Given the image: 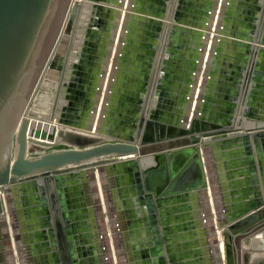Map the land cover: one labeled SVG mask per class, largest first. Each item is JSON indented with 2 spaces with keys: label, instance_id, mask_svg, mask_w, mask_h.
I'll use <instances>...</instances> for the list:
<instances>
[{
  "label": "crops",
  "instance_id": "0c3cea01",
  "mask_svg": "<svg viewBox=\"0 0 264 264\" xmlns=\"http://www.w3.org/2000/svg\"><path fill=\"white\" fill-rule=\"evenodd\" d=\"M85 3L41 116L109 142L164 137L25 182L0 215V264H226V229L264 207V0ZM193 127L221 132L196 148L179 135ZM241 264H264V226Z\"/></svg>",
  "mask_w": 264,
  "mask_h": 264
},
{
  "label": "water",
  "instance_id": "95a60500",
  "mask_svg": "<svg viewBox=\"0 0 264 264\" xmlns=\"http://www.w3.org/2000/svg\"><path fill=\"white\" fill-rule=\"evenodd\" d=\"M81 1H71L60 30L70 0H0V215L6 211L8 196L28 180H61L65 174L77 170L89 172L98 168L102 171L103 166L115 158L142 155L148 144L160 142V137H164L162 133L155 139L151 133V138L143 140L109 142L59 127L54 113L49 120L28 114L58 43L60 40L66 43L65 35L74 37ZM254 57L255 51L250 64H254ZM58 68L62 72L61 88L66 64ZM59 94L60 90L54 108ZM143 123L144 119L141 125ZM154 124L148 122V125ZM220 132L210 133L193 127L179 131V135L190 136L187 144L200 148L206 145L203 138ZM262 135H253L256 144ZM40 147L52 151L28 155ZM262 226L264 207L226 229V264H241V239Z\"/></svg>",
  "mask_w": 264,
  "mask_h": 264
},
{
  "label": "rangeland",
  "instance_id": "374dc122",
  "mask_svg": "<svg viewBox=\"0 0 264 264\" xmlns=\"http://www.w3.org/2000/svg\"><path fill=\"white\" fill-rule=\"evenodd\" d=\"M71 1L72 0H70V2H69V5H68V8H67V11H66V14H65V16H64V19H63V22H62V25H61V28H60V30L62 29V26H63V23H64V20L66 19V15L68 14V12H69V9H70V5H71ZM85 2H89V0H82L81 1V9H82V12H80V16H79V18H78V21H77V24L79 23V21H80V23L82 22V20H85V15H86V13H87V11H85V9L87 8L86 7V3ZM81 11V10H80ZM86 17H88V15H86ZM79 25V24H78ZM83 25V24H82ZM82 25H81V27H82ZM76 28H77V30H78V26L76 25ZM76 30V29H75ZM77 30L75 31V34L77 33ZM60 32V31H59ZM59 34V33H58ZM74 34V35H75ZM57 39V38H56ZM64 43L63 42H61V40H60V42L58 43V45H57V48H56V51L54 52V55L52 56V57H50V54H49V56H48V58H47V60L49 59V57H50V60H49V65H48V67L46 68L47 70H46V73H45V75H44V77H43V79H42V81L40 82V85H39V87H38V89H37V92H36V94L34 95V97H33V99H32V101H31V104L29 105V110H28V114H31V115H41L42 113H40V111H39V109L41 108V106H43L45 103H46V101H47V99H48V97H49V93L52 91L51 90V87H52V85H54L53 83L54 82H52V77H51V70L52 69H54V66H53V64L55 65V62H54V60H55V56H56V54L58 53V52H63V50H64ZM51 53V52H50ZM47 63V62H46ZM45 67V66H44ZM44 69V68H43ZM44 113H45V111H44ZM43 116V115H42ZM44 117V116H43ZM33 150V149H32ZM33 151H31V152H29L28 153V155L30 156V154L32 153ZM33 156H36V155H33Z\"/></svg>",
  "mask_w": 264,
  "mask_h": 264
},
{
  "label": "bare ground",
  "instance_id": "6f19581e",
  "mask_svg": "<svg viewBox=\"0 0 264 264\" xmlns=\"http://www.w3.org/2000/svg\"><path fill=\"white\" fill-rule=\"evenodd\" d=\"M91 11V10H90ZM83 22H85V21H83ZM9 208H11V207H9Z\"/></svg>",
  "mask_w": 264,
  "mask_h": 264
}]
</instances>
